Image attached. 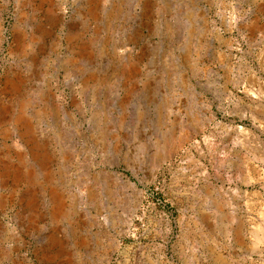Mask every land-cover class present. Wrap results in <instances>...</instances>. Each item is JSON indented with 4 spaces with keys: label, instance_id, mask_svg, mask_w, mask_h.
Segmentation results:
<instances>
[{
    "label": "rangeland",
    "instance_id": "374dc122",
    "mask_svg": "<svg viewBox=\"0 0 264 264\" xmlns=\"http://www.w3.org/2000/svg\"><path fill=\"white\" fill-rule=\"evenodd\" d=\"M0 264H264V0H0Z\"/></svg>",
    "mask_w": 264,
    "mask_h": 264
}]
</instances>
